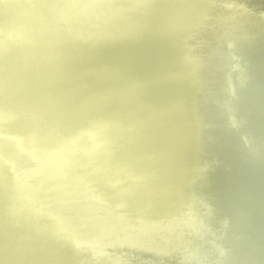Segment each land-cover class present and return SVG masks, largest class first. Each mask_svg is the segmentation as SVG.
I'll list each match as a JSON object with an SVG mask.
<instances>
[{"label": "bare ground", "instance_id": "obj_1", "mask_svg": "<svg viewBox=\"0 0 264 264\" xmlns=\"http://www.w3.org/2000/svg\"><path fill=\"white\" fill-rule=\"evenodd\" d=\"M32 1L0 4V264H83L59 238L66 226L98 264H116L100 255L113 242L151 264H264V20L210 0H153L137 11L136 0L91 1L88 10L79 0ZM65 5L78 10L74 21L58 18ZM14 29L18 37H2ZM231 62L240 70L230 91ZM85 128L92 144L56 138L78 140ZM31 147L52 166L33 167ZM10 170L36 175L24 188L51 217L20 195L16 182L29 178ZM94 189L106 210L91 201Z\"/></svg>", "mask_w": 264, "mask_h": 264}, {"label": "water", "instance_id": "obj_2", "mask_svg": "<svg viewBox=\"0 0 264 264\" xmlns=\"http://www.w3.org/2000/svg\"><path fill=\"white\" fill-rule=\"evenodd\" d=\"M16 2V4H24V3H28V4H33L32 0H14ZM78 1V0H77ZM82 1V4L84 5V7H88V9H90V4L91 1L93 2H100L101 4L104 3L106 0H79ZM118 2H120V4H122L123 2H125L126 0H117ZM153 0H136L134 3L129 4V7L132 11H137L139 6L145 2H152ZM213 3H217L222 9H227V10H232V9H237L240 12H242L243 14L246 15H250V16H256L261 18L262 20H264V0H239L240 2H234L232 5H228L225 4L224 2H222V0H210ZM259 2L260 4H262V9L259 10L257 7L252 6L255 10L249 8L247 4H251L250 2H252V4L254 2ZM4 2V0H0V4H2ZM246 2V4L244 3ZM249 2V3H248ZM258 4V3H256ZM64 8L66 9V11L64 13H62V15H58V18L60 19H66V20H72L74 21L76 19V16L78 14V10L72 8L69 5H65ZM103 11L104 13H109V9L107 8V6H103ZM8 20L10 22L14 21V18H12L11 16L7 17ZM39 24H41L39 22ZM70 26L68 27H58L56 28L57 31L62 32V31H68L70 28ZM232 30H228V33H232ZM19 36V32L17 29L12 30V33L10 35H3L2 37L9 39V38H15ZM199 41L200 42H207L210 44V47L213 48V50L221 52L222 48L218 45H216L212 38L210 36H199ZM225 40L223 39V42ZM227 43V41L225 42V44ZM228 56L231 57V59L234 57L230 52L228 53ZM200 59L204 64H207L208 66H213L216 67V65L212 62V58L210 56H208L206 53L201 52L200 54ZM195 65L194 62L191 63V66ZM192 69H190L191 72ZM234 70H240V67L235 64L234 62H231V64L226 68V73H227V79L230 81L227 83V87L230 89V91L232 90V77L230 76V72L234 71ZM231 97H234V95H231ZM221 104V103H220ZM219 106L222 108L226 109V115L228 120L230 121V123L232 124L233 122V118L232 115L230 113V104L229 103H224L221 104ZM83 132V136H81L80 138H78V140H74L72 138H68L66 136L63 135H57L56 138L58 139L59 142L70 145L73 144V142H78V144L82 145V144H92L91 140L89 138H87L88 136V129H83L81 130ZM104 135V132L102 133ZM10 136L14 137L16 140H18L19 143L25 144L27 145L23 140H21L20 137L17 136H13L12 134H9ZM208 137H211L210 135H208ZM82 143V144H81ZM29 144H33V142H29ZM104 152L106 154H108V150H104ZM52 154H57L58 153V149L57 148H53L51 151ZM29 159L32 162V166L35 167L36 166V162L39 160H41L43 163H45V165L47 166H52L50 158L46 155H43V153H40L39 150H36V148H32L31 147V152L29 153ZM37 156H39V158H36ZM70 161H74L77 163L82 164L84 167H90V166H94L96 162H92V163H85L80 161V159L75 156L72 155L71 153L69 154L68 158ZM106 164H104V170L105 168L111 167L112 161L110 160V158H106ZM214 162H216V160H214ZM55 169V168H54ZM68 171H70L71 169L68 168ZM10 172L12 173V175H14V178L16 177L17 179L20 177H24L29 178L28 181H21L18 180L16 182V185L19 187V192L21 196H25L28 197L29 199H34L36 201V203L38 204V206L40 207L42 213L50 216V210H48L46 208V203L43 199L42 196L37 195L34 193L30 194L29 192H27L24 188V186L28 185V184H36V180L34 178H36V175L32 174V172H29L28 174H23L24 172H13L10 170ZM124 172L127 174V178L133 183L135 178L132 176L131 172L127 169H124ZM29 176V177H27ZM48 182L50 183H54L53 178L51 177H47L46 178ZM64 183V182H63ZM68 182H66L65 184H67ZM95 192L92 195L91 201L95 204H99L101 206H103L104 210H106V208H108V203L106 202L105 199H103V197H99V195L101 196L103 194V192L99 189H94ZM115 190L117 191V193H124L126 191L125 188H120V187H116ZM57 198L64 200L66 199V196L62 193H56L55 194ZM65 201V200H64ZM203 203L206 206V202L205 200H203ZM184 206L188 209H191L193 207V204L191 203H185ZM15 207L17 209H23L20 205L16 204ZM207 207V206H206ZM30 209V213H28L33 219L38 220L37 217H35V215L37 214L36 209L32 208V207H27ZM129 220L131 223L138 225L140 223L139 219H137L135 216H130ZM109 224V220L108 219H104L101 222H99L98 225L102 226V227H106ZM167 224V222H160L161 226H165ZM173 224L177 225V222H174ZM38 229L39 230H44L43 226L41 224H38ZM203 226V225H202ZM204 228V232L207 230L206 226L204 225V227H202V229ZM224 228V227H222ZM71 232L69 231V228L66 226L65 229H63V233H61L59 235V238L69 244L72 245L75 249V253L76 255L80 258V261L83 260V264H98L100 260H103L102 258L96 257L94 255L89 254L84 248L80 247V244L76 243L73 239V236L70 234ZM114 240H116V238H114ZM138 247V246H136ZM134 247H130L128 245L125 246V248L121 249V247L117 248L115 247V242H113L112 246L111 245H106L105 247V251L103 253H101V256H104L106 259H110L111 261L115 262L116 264H151V259L149 257L146 256H141L138 254V252L136 250H134ZM149 252H151L152 250L149 249ZM171 252H174V250H171ZM87 258V259H86ZM103 263V262H102Z\"/></svg>", "mask_w": 264, "mask_h": 264}]
</instances>
